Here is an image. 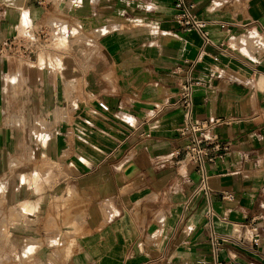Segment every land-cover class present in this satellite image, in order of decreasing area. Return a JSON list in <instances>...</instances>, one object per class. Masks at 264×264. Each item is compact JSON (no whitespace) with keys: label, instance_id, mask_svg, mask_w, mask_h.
<instances>
[{"label":"crops","instance_id":"obj_1","mask_svg":"<svg viewBox=\"0 0 264 264\" xmlns=\"http://www.w3.org/2000/svg\"><path fill=\"white\" fill-rule=\"evenodd\" d=\"M190 2L218 47L174 0H0V46L33 22L63 54L0 57V264H264V0ZM189 79L194 118L234 120L206 189L179 155Z\"/></svg>","mask_w":264,"mask_h":264},{"label":"built area","instance_id":"obj_2","mask_svg":"<svg viewBox=\"0 0 264 264\" xmlns=\"http://www.w3.org/2000/svg\"><path fill=\"white\" fill-rule=\"evenodd\" d=\"M175 7L179 10L176 16L177 22L186 31H197L202 34L205 44L218 47L215 39L210 38L204 32L206 22L198 20L193 12L194 4L190 0H174ZM40 6H47L49 0H34ZM220 44L219 48H222ZM62 46L57 43L52 30L26 22L18 34L7 40L0 46V57L6 60H13L25 63L27 65L50 66L58 62L62 56ZM193 81L187 80L180 87L177 104L183 111L184 121L182 126L177 129L179 136L186 140V145L179 151V155L184 156L188 164L196 167L201 180V187L207 188L209 177V167L224 160L226 154L231 148L230 142H225L217 133L221 126L228 125L232 119H210L199 120L193 116ZM100 107L108 111L109 107L100 103ZM225 198H230L227 194ZM213 213H210L212 217ZM228 241V238L212 232L211 245L214 253L218 255L222 245Z\"/></svg>","mask_w":264,"mask_h":264},{"label":"rangeland","instance_id":"obj_3","mask_svg":"<svg viewBox=\"0 0 264 264\" xmlns=\"http://www.w3.org/2000/svg\"><path fill=\"white\" fill-rule=\"evenodd\" d=\"M245 43H248V42H245ZM250 43H252L251 45H253V46H257V47H259V48H261V41H259V39L258 40H256L255 38L254 39H252V41H250ZM249 44V43H248ZM260 45V46H259Z\"/></svg>","mask_w":264,"mask_h":264},{"label":"bare ground","instance_id":"obj_4","mask_svg":"<svg viewBox=\"0 0 264 264\" xmlns=\"http://www.w3.org/2000/svg\"><path fill=\"white\" fill-rule=\"evenodd\" d=\"M24 22H26V21H24Z\"/></svg>","mask_w":264,"mask_h":264}]
</instances>
